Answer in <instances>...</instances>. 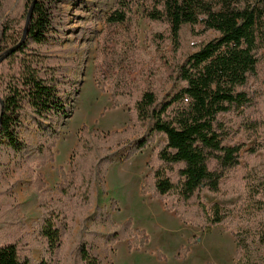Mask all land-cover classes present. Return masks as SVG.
Listing matches in <instances>:
<instances>
[{
	"label": "trees",
	"instance_id": "obj_1",
	"mask_svg": "<svg viewBox=\"0 0 264 264\" xmlns=\"http://www.w3.org/2000/svg\"><path fill=\"white\" fill-rule=\"evenodd\" d=\"M14 1L0 0V59L20 43L34 0H21L18 14L7 15ZM54 1L37 0L24 44L0 64V171L23 165L40 169L54 163L60 139L57 119L71 114L65 107L73 83L64 76L65 60L53 51L65 42L51 19ZM136 9L145 14L152 28L150 40L158 48L166 40L161 28H168L175 56L181 51L186 27L196 38L211 33L217 37L200 43L195 53L177 62L174 81L183 87L164 102L155 90L131 99L121 80L113 79L109 88L113 108L128 102L132 125L107 133L82 127L71 162L73 178L60 167L57 195L51 196L44 175L36 176L41 218L31 227L23 224L8 242L0 244V264H68L63 237L73 235L77 220L80 232L69 264H104L99 248L109 259L108 253L121 241H128L130 252L145 248L150 242L145 230H134L131 220L121 226L112 221L118 210L116 200L109 207L96 208L91 227L85 223L95 203V185L99 183L107 193L108 168L115 163V152L94 159L97 148L111 149L126 142L122 163L158 143L147 162L150 171L143 195L162 201L186 225L203 231L227 226L236 244V264H255L249 215L242 208L208 205L204 195H223L225 180L240 166L243 146L229 144L221 116L248 102L242 90L255 74L264 49V0H256V4L249 0H116L107 23L134 28ZM101 72L97 82L104 91L108 78ZM32 135L37 139L35 145ZM160 138L164 140L158 142ZM258 192L264 195V182L259 183ZM103 227L108 230L104 238ZM32 239L42 248L39 261L33 254ZM197 243V236L189 239L176 258L184 260ZM157 258L166 261L161 252Z\"/></svg>",
	"mask_w": 264,
	"mask_h": 264
},
{
	"label": "rangeland",
	"instance_id": "obj_2",
	"mask_svg": "<svg viewBox=\"0 0 264 264\" xmlns=\"http://www.w3.org/2000/svg\"><path fill=\"white\" fill-rule=\"evenodd\" d=\"M242 1L245 3L246 0ZM249 1L256 4V0ZM19 3L22 1L15 0L7 15L18 14ZM115 3L116 0H56L50 5L54 27L65 41L62 46H55L53 51L65 60L64 76L73 83L65 107L71 114L67 119H57L60 122V139L55 149L54 163L40 169L23 165L0 171V244L8 242L23 224L31 227L41 218L34 188L38 174L44 175L51 196L57 195L60 167H64L73 178L71 162L82 127L107 133L132 125L128 102L122 108H113L109 92L113 79L121 80L131 99L139 98L146 90H155L160 101L164 102L183 87L174 81L177 62H184L195 53L200 43L217 37L211 33L206 38H196L186 27L182 32L181 51L175 56L166 26L161 28L166 37L162 48L150 40L153 37L152 28L142 9H136L134 28H129L127 24L109 25L107 17ZM99 70L102 71L101 76L108 78L104 91L97 82ZM242 91L248 97L247 104L221 116L229 144L243 146L240 166L225 180L223 195L205 194L204 199L208 205L220 203L242 208L244 215H249L254 261L255 264H264V195L258 192L259 183L264 182V49L255 74ZM163 140L160 138L158 142ZM31 142L33 145L37 143L35 135H32ZM127 143L111 149L108 146L97 148L94 159L115 152V163L108 168L107 193L102 192L99 183L95 185V203L87 212L85 223L87 228L91 227L96 208L109 207L111 200H116L118 210L112 216L115 225L121 226L131 220L134 230H145L150 242L140 252H130L128 241L118 242L108 253L109 259L100 247L99 255L104 259V264H236V244L227 226L203 231L196 226L186 225L173 212L163 209L162 201L150 194H142L145 178L150 171L147 162L158 143L122 163L128 150L124 146ZM79 232L80 221L77 220L73 235L63 237L65 261L68 264ZM101 233L104 238L108 233L107 228L103 227ZM194 236L198 237L197 245L191 248L184 260L177 259L180 250ZM32 241L35 246V240ZM218 242L222 251L216 245ZM158 252L166 257L165 262L157 258ZM33 254L39 261L42 248L35 246Z\"/></svg>",
	"mask_w": 264,
	"mask_h": 264
},
{
	"label": "water",
	"instance_id": "obj_3",
	"mask_svg": "<svg viewBox=\"0 0 264 264\" xmlns=\"http://www.w3.org/2000/svg\"><path fill=\"white\" fill-rule=\"evenodd\" d=\"M36 4H37V0H34L32 5H31V7H30V9H29V12H28V15H27V18H26V22H25L24 33H23V36H22V39H21L20 43L18 45H16L15 47L11 48L10 50H8L4 54V56L0 59V64L5 59H7L10 55L15 53L24 44L25 39L27 38V35H28L29 25H30V22L32 20ZM0 104L2 105L1 95H0ZM1 116H2V114L0 115V119H1ZM0 124H1V122H0Z\"/></svg>",
	"mask_w": 264,
	"mask_h": 264
},
{
	"label": "bare ground",
	"instance_id": "obj_4",
	"mask_svg": "<svg viewBox=\"0 0 264 264\" xmlns=\"http://www.w3.org/2000/svg\"><path fill=\"white\" fill-rule=\"evenodd\" d=\"M216 245H218L220 247L221 251L223 250V248H221V244L219 242L216 243ZM210 254H211V250H210Z\"/></svg>",
	"mask_w": 264,
	"mask_h": 264
},
{
	"label": "crops",
	"instance_id": "obj_5",
	"mask_svg": "<svg viewBox=\"0 0 264 264\" xmlns=\"http://www.w3.org/2000/svg\"><path fill=\"white\" fill-rule=\"evenodd\" d=\"M110 99H112V97H110ZM111 102H112V101H111ZM121 108H122V107H121ZM161 205H162L163 209H165V208H164V205H163L162 202H161ZM166 211H167V210H166ZM135 229H136V228H135ZM147 246H148V245H147ZM147 246H146V247H147ZM146 247H145L144 249H146ZM144 249H143V250H144Z\"/></svg>",
	"mask_w": 264,
	"mask_h": 264
}]
</instances>
